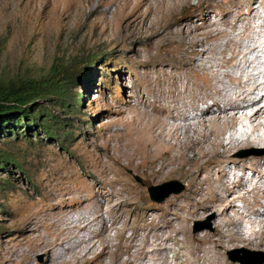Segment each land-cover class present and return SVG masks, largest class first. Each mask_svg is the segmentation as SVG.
I'll list each match as a JSON object with an SVG mask.
<instances>
[{
    "label": "rangeland",
    "instance_id": "1",
    "mask_svg": "<svg viewBox=\"0 0 264 264\" xmlns=\"http://www.w3.org/2000/svg\"><path fill=\"white\" fill-rule=\"evenodd\" d=\"M262 2L184 0L183 3L171 4L165 18L166 24L170 26V22H178L177 26L190 36L200 33L197 36L199 40L209 41L200 46L204 52L197 54L192 45H185L177 35H172L174 27L166 31L170 38H162L163 42L158 33L152 34L154 26L144 30L147 16L142 13L145 8L142 0H0V79L36 78L46 75L52 64L61 65V71L54 78L65 80L66 93L63 98L67 105L59 106L60 99L55 95L38 100L41 107L57 120L53 126L61 123V130L58 129L54 135L48 136L36 126L31 128L37 131L29 129L19 133L16 138L0 135V149L11 158L0 167V264H50L54 254L49 255L39 248L42 241L54 240L59 231L44 216L46 218L47 213L79 204L88 205V216L94 212L91 218L104 219L108 229L106 235L112 245L109 250L121 248L122 253L126 254V251L133 249L131 253L132 257L136 256L133 257L136 264H155L152 256L156 255L157 258L164 254L172 264H182L181 260L189 264H217V257L212 256L211 251H203L202 247H198L199 243L190 244L193 248L190 245L185 247L182 236L176 232V225L180 217L193 211L192 217H189V233L211 234L222 216L238 221L250 209L263 210L264 200L260 195H264V160L261 159L264 157V145H246L233 152L251 161L253 157L261 159L259 163L248 164L242 173L245 177H253L254 172L260 171L261 174L254 180L257 181L256 186L262 187L254 191L234 188L228 198L233 200V208L228 211L224 210L225 202L220 201V197L228 195L227 191L217 183L214 188H218L220 194L212 199L208 186L202 182L207 175L205 170L197 176L199 167H194L191 178L190 175L185 176L183 172L193 165L180 159L184 164L179 170L151 180L149 171L158 167V160L155 163L150 155L156 144H150L147 149L139 147L134 155L137 163L133 161L130 167L128 160L121 158L117 161L114 158L119 154L114 148L126 143L128 138L131 142L137 139V134L128 133V129H134L132 122L138 113L147 108V112L154 113V105L172 99L177 100L181 108L187 106V117L202 115L207 123L202 127L205 132L211 128L208 120L219 113L221 119L215 121L217 131L208 134V137L216 143L226 141L231 136L229 133H232L229 131L234 130L237 122L221 112L224 106L218 107L212 102L218 97L217 88L227 95L237 90L224 71L233 75L238 73L235 65L243 60L238 53L246 46L262 45L260 48L263 49L255 52L257 61L254 62L253 73L264 75ZM249 3L258 6L254 16H236L237 12L246 14ZM166 7L169 10V6ZM229 24L235 29L231 30ZM223 30L232 33L216 41L207 38ZM216 42L219 43L217 50L212 49ZM246 57L251 59L253 54L248 53ZM190 58L196 61L201 59L203 67L193 69ZM223 58L228 59L231 65L221 67ZM244 70L252 69L245 67ZM67 76L74 77V80ZM159 90L165 92L166 96L156 101L155 95ZM178 93L184 98L178 99ZM263 94L264 90L259 92L258 97ZM208 104L211 108L202 114L201 110ZM257 105L255 103L246 113L252 109L254 111ZM170 121L173 122L168 119ZM175 122L178 125L183 120L175 119ZM251 127V124L250 127L248 124L239 127L236 133L241 130L256 137L264 136V127ZM164 137L167 139V136ZM123 138H126L124 142ZM147 140L151 142L150 137ZM218 148L219 151L223 150L222 147ZM164 149L168 150L167 147ZM187 153V156L193 154L191 151ZM225 158V154L209 157L206 167L210 169L213 179L231 168L225 163ZM122 162L125 166H120ZM189 178L194 182L191 185ZM169 180L181 182L183 190L170 194L161 202L153 201L148 195V186ZM258 198L260 204H257ZM202 199L208 204L214 203L217 209L203 213V209L195 205L196 201ZM29 221L34 225L33 230L24 227ZM231 221L223 226L227 234L237 229L251 233L254 240L245 245L229 243L223 250V259L232 264H242L229 259L228 252L232 251L234 256H244L250 261L262 258L264 249L256 246V241L264 239V226L247 223L249 227L244 229V223L238 221L233 224ZM195 222L202 227L201 230H193ZM131 234L136 236L133 241L127 238ZM159 235L162 237L158 238ZM164 236L169 237L168 240L166 238L167 243L161 241V238L165 239ZM99 238L100 235H97L93 240L97 242ZM151 249H154L153 252ZM241 249H247L249 253ZM101 250L102 247L97 253ZM194 250L195 255H191L189 252L194 253ZM101 255L96 256L90 264L110 263L107 254ZM173 259L178 261L174 263Z\"/></svg>",
    "mask_w": 264,
    "mask_h": 264
},
{
    "label": "bare ground",
    "instance_id": "2",
    "mask_svg": "<svg viewBox=\"0 0 264 264\" xmlns=\"http://www.w3.org/2000/svg\"><path fill=\"white\" fill-rule=\"evenodd\" d=\"M183 1L184 0H142V2L145 5V8H144L142 13H144V16H147V19L145 21L144 30L147 31L154 26L155 28H154V30H152V34L158 33L157 36H159L160 39L162 40V38L164 39V37H166L168 35V33L166 31L171 30L174 27V29L171 30L172 35L173 34L177 35L180 39V42L182 41L184 44L186 43V44L192 45L194 47L195 53L202 54L204 51H203V49L200 48V46L209 42V41L199 40L197 38V36H199L200 33H194V34H192V36H190L189 33H187L185 30H183V28H179L177 26L178 22L177 23L170 22L169 23L170 26L168 24H166V22H165V20H166L165 18H166V16H168V11H170V5L173 4L174 2H177L178 4L183 3ZM263 3H264V0H263L262 4ZM253 4H255V3L253 2ZM253 4L249 3L247 5L248 11L246 14L243 12H241V13L237 12L238 14L236 16L240 17L241 14H244L245 17L254 16V14L257 11L258 6L255 7ZM166 5L169 6V10L166 7ZM174 25H176V26H174ZM229 25H228V27L232 28L231 30L235 29L234 26H231V25L229 26ZM230 33H232V32L223 30L220 33L215 32V34H210L207 36V38H209L210 41H216L220 37L227 36ZM168 38H170V37H168ZM232 40H233V38L231 39V41ZM162 42H163V40H162ZM164 42H165V40H164ZM173 43H175V42H173ZM228 43H231V42L228 41ZM218 44L216 42L213 45L212 49L217 50V48L219 47V46H217ZM164 45H162V46H164ZM261 46L262 45H260L259 43L254 44V45H250V46H246L243 51L241 50L238 53L243 58L242 61L236 63V65H235L238 68V73L236 75H233L230 72L224 71V75L228 76L230 81H232L231 83L235 85L237 90L233 91L231 95H227V94L223 93L222 89L217 88L216 92L218 93V97L214 98L213 102H212V104H214L218 107L224 106L223 111H221V112L224 113L225 115L233 118L234 121L238 122L239 118L242 117L243 119H245V121L249 127H250V124L252 125L253 129H255V128L258 129L259 127H264V94L261 95L260 97H258L259 92L264 90V75L253 73V70L255 69L254 68V64H255L254 62L257 61V56H256L255 52L262 50L263 48H260ZM223 50H225V48L222 49V51ZM208 52L211 53V51H208ZM248 53L253 54V57L251 59L246 57V55ZM230 65H231L230 61L226 58H223L220 62L221 67H228ZM190 66L193 69L196 68V66L203 67L202 63H201V59L197 60V61L194 59H191ZM245 67L250 68L252 70L245 71L244 70ZM243 72H245V73H243ZM218 81L221 82V80H218ZM173 84H174V82H173ZM189 84H191V83H189ZM184 85H182V86H184ZM187 86H188V84H187ZM183 89H184V87H183ZM186 89L188 90L189 88L187 87ZM189 91H190V89H189ZM164 93L161 90L157 91V93L155 95L156 101L159 100L160 97L164 98V96H166ZM180 93H182V92H180ZM184 94H185V92H184ZM189 94H187V95H189ZM168 96H169V94H168ZM176 97H178V99H180V100L184 98L179 93L177 94ZM167 98H171V97H167ZM167 101H169V99ZM194 101H196V100H194ZM152 103H153V101H152ZM180 103H181V101H180ZM255 103H258L256 109L254 111L252 109L251 110L252 112L250 111L251 113L248 112V114H247L246 112L249 111ZM158 104H156L152 107L153 112L157 113V114L147 112L146 111L148 109L147 108L145 111L138 113V115L135 117L134 122H132V124L134 125V127H133L134 129H132L131 131H129V129H128V133L134 134V135L137 134L136 135L137 139H135L134 142H131L132 140L128 138L126 143H124V144L120 143L121 145L115 146L116 148H114V149L118 150V152H119L118 155H114V158L117 161L121 160V158L126 159V160H128V165L130 167V164L133 163V161L136 162L134 160V158H135L134 155L137 153L139 147H143V148L147 149L148 148L147 146H149L150 144H152V146H153V144H156L155 147H153V154L149 152L150 150L148 151L151 155V159L153 161H155V163H157L156 161L158 160V165H157L158 167L152 168V170L149 171V176L152 177L151 180L154 178H162V177L169 175L170 173L176 172L177 170H179V168L181 166H183L184 163H191L193 165V167H191L188 170H186L185 172H183L184 175L185 176L190 175V178H191V175H192L191 171L194 167H199L197 174H196L197 176L200 172L205 170L207 172V175L204 177L202 182L206 183V185L208 186L209 192L212 195L211 196L212 199H214V198L216 199L217 196L220 194L219 189L214 188V187H216L215 185L217 183H219L220 188H224L225 191H227L228 195H224L223 197H220V201L225 202V208H224L225 211H228V210L233 208V200L228 199V198L231 195V193H233L234 188H239V189L242 188L244 190H251L252 189V191H254V189L258 187L257 189L261 190L262 186L261 187L256 186L257 181L254 180V178H256L257 175L259 176L261 174L260 171L254 172L253 177L252 176L245 177L244 173H242V172L244 171V169H246L248 164L259 163L261 161V159L264 160V157L262 156L263 158H261V159L258 157H253L252 161H251L250 158H240L237 155H235L233 152L240 149L241 147L246 146V145L251 146V145L256 144V143L257 144L261 143L262 145H264V136L256 137V136H254L250 133H246L244 131L240 132L241 130H239V132L236 134H234L233 132L229 133V134H231V136H229V138H227L226 141H219L218 143H216V142L210 140V138L208 137V134H212L213 132L217 131V129L215 127L216 126L215 121L218 119H221V115H219V113L218 114L215 113L208 120L210 122V127H211V128L209 127L210 129L208 130V132H209L208 133L202 129V127L203 126L205 127V125L207 124V123L205 124L206 120L201 117L202 115L201 116L195 115L191 118L187 117V115H186V111H188L187 106H185V108H181V106L178 104L177 100L172 99L169 102L165 101V102L160 103L159 105ZM132 107H134V105L131 106V108ZM192 108H193V106H192ZM209 108H211V107L208 104L205 108H203L201 110L202 114L204 112H206ZM225 115L223 117H225ZM168 119L169 120L172 119L173 122L170 121L171 123H169ZM175 119H178V120L181 119V120H183V123L182 124L178 123V125H176L177 123L175 122ZM253 122L255 124H252ZM139 125H140V127H139L140 129L138 130ZM139 135H140V138H138ZM164 136H167V139ZM125 137H126V134H125ZM147 137L151 138V142L148 141L149 139L147 140ZM124 139L126 140V138H123V142H124ZM138 139H142V140H138ZM121 142H122V140H121ZM164 147H167L168 150H165ZM218 147H222L223 150L219 151ZM115 150H114V152H115ZM176 151H178V152H176ZM189 151H191V153H193L191 156L186 155V153ZM218 154H225V156H226L225 163H227L228 165H231V168L228 170V172H224L223 175H220L216 179H213L210 176V169L207 168L206 166H207V162L209 161V157L213 156V155H218ZM180 159H183L184 163H181ZM151 165H149V166H151ZM120 166H125V165H123V162H122V165H120ZM233 168H234V170H233ZM257 169L258 168H256V170ZM221 174H222V172H221ZM190 178H189V181L191 183L189 182V184L191 185L194 182ZM152 182H154V181H152ZM190 185H189V187H190ZM212 188H214V189H212ZM262 192H263L262 194H264V191H262ZM235 196L237 197L238 195H235ZM260 197L264 200V195H260ZM72 199H75V198H72ZM259 199L260 198H258L257 204H260ZM195 205L197 206V208L199 207V208L203 209V213L209 209H214V210L217 209V206L214 203L208 204V201L205 202V199H202L200 201H196ZM218 206L220 207V205H218ZM87 207H88V205L79 204L76 207H71V208L65 207V209L62 208V209H59L58 211L47 213L46 218L44 216V219L50 220L51 224H53V226L59 231V233H57V234L55 233L56 234L55 238L52 241L40 240V241H42V243H41L42 246L39 249H41V250L44 249L45 252L49 255L54 254L52 259L50 257V259H51L50 264H90L95 259V257L99 256L100 254H102V255L107 254L109 256V257L107 256L108 259L110 260V263H108V264H136L135 263L136 260H134V258H133L135 255L132 257V253H131V250H133V249H131L132 247L130 248L131 250L126 251V254L122 253L121 248H117L114 251L109 250L110 245H111L110 244L111 239L106 235V233L108 231V229H106L107 224L105 223L103 218L99 219V220L96 217L91 218V216H94L93 215L94 212L91 213L90 216H88L89 214L87 211L88 210ZM56 208H58V207H56ZM99 214L97 216H99ZM192 214H193V211L192 212L188 211L187 216H183V217H180L181 215L179 216L180 217L179 222L177 223L176 228H175L176 232H177V234L182 236V239H181L183 242L182 244H185V247H188V245H190L192 243L194 244L196 242V243H199L198 247L203 248V251H205V252L211 251L212 256L217 257V259H216L217 264H232V263L223 259V250L226 249V247L228 246L229 243H234V244L243 243V245H245V244H250L254 240L251 237V233L240 231V230L238 231L237 229L234 233L227 234L226 231L223 229V226H225L226 223L228 224L229 220H232L231 222L233 224H237L238 221H240L241 223H244V229H248L249 226H247V223L248 224L258 223V224H261V226H264V220H263L264 209L261 210L260 208H258V209H250V210L246 211L244 213L245 215L241 216L238 219V221H235L234 219H231L230 217H227L226 215L224 217L222 216L220 218V221L218 222V226L216 227L215 231H213V233H211V234H203V235H194L193 234L192 235L191 233H189V219H190L189 217H192ZM95 220H97V221H95ZM24 227L26 230H33L34 225L32 226L31 221H29L28 223L25 224ZM161 230L158 229V231H161ZM84 233H86V234H84ZM87 234H88V236H87ZM97 235L98 236L100 235V238H99V240L97 239L98 241L96 242L93 240V238L96 237ZM162 235H164V233H162ZM135 237H136L135 234L134 235L131 234L130 236H127L128 239L132 238V241H133V239H135ZM160 237H162V236L159 235L158 238H160ZM224 237H227V240H224ZM164 238H165V236H164ZM166 238L165 239L161 238V241L164 243L166 241ZM168 238H167V240H168ZM128 239H127V241H128ZM177 240L179 241L180 239H177ZM149 242L150 241H148V243ZM162 242H160V243L163 244ZM141 243H143V242H141ZM153 243H155V242H153ZM165 243H167V242H165ZM65 244H67V246ZM128 244H129V242H128ZM168 245H169V243H168ZM145 246H144V248H146ZM148 246H149V244H148ZM190 246L192 247V245H190ZM256 246L264 249V239L257 240ZM100 247H102V250L99 253H97V251ZM150 247H151V245H150ZM183 247L184 246H182V248ZM138 249L139 248H137V250ZM123 250H124V247H123ZM137 250H136V252H137ZM153 250H152V252H153ZM200 250H201V248H200ZM182 251H184V250H182ZM66 253H68L69 256H65ZM147 253H150V252H147ZM162 253H165V252H161V254ZM179 253H180V251H179ZM189 253L191 255L192 254L195 255V250H194V253H193V251H191ZM127 254H129V255L127 256ZM158 254H160V253H158ZM154 256H152V257L155 260L154 261L155 264H172V262L169 259H167L168 258L167 254H164L162 256L158 255L157 258H156V255H154ZM188 256H190V255L188 254ZM175 260H177V259H173L174 263H175ZM180 263L184 264L187 262H184L183 260H181ZM175 264H177V263H175ZM187 264H189V263H187ZM262 264H264V263H262Z\"/></svg>",
    "mask_w": 264,
    "mask_h": 264
},
{
    "label": "trees",
    "instance_id": "3",
    "mask_svg": "<svg viewBox=\"0 0 264 264\" xmlns=\"http://www.w3.org/2000/svg\"><path fill=\"white\" fill-rule=\"evenodd\" d=\"M60 71L61 65L52 64L44 76L24 80L0 79V135L2 137L9 138L12 135L16 138L19 133L32 129L31 126L38 127L48 136L57 133L58 129L61 130V123L53 126L57 123L54 115L46 112V109L38 103V100L55 95L54 97L60 99L59 106H67L63 98L66 93L65 80L61 77L54 78ZM66 78L74 80L71 76ZM75 101L78 102L77 98ZM9 158L10 155L0 149V167L9 161Z\"/></svg>",
    "mask_w": 264,
    "mask_h": 264
},
{
    "label": "water",
    "instance_id": "4",
    "mask_svg": "<svg viewBox=\"0 0 264 264\" xmlns=\"http://www.w3.org/2000/svg\"><path fill=\"white\" fill-rule=\"evenodd\" d=\"M139 180V178H138ZM184 186L181 182L177 180H169L165 181L158 185H150L147 188L149 197L156 202L163 201L166 197H168L172 193H179L183 190ZM198 222H195V226L193 228L194 231H199L202 229V227L197 225ZM241 251L249 253V250L247 249H241ZM232 252H228L229 259L232 261H239L242 264H262L264 263V255L262 254V258L255 259L254 261H250L248 258H245L244 256H234Z\"/></svg>",
    "mask_w": 264,
    "mask_h": 264
},
{
    "label": "clouds",
    "instance_id": "5",
    "mask_svg": "<svg viewBox=\"0 0 264 264\" xmlns=\"http://www.w3.org/2000/svg\"><path fill=\"white\" fill-rule=\"evenodd\" d=\"M239 122V123H238ZM234 130L229 131V132H233L234 134H236V131L239 129V127L243 128L246 127V121L245 119H243L242 117L239 118ZM241 122V123H240Z\"/></svg>",
    "mask_w": 264,
    "mask_h": 264
}]
</instances>
